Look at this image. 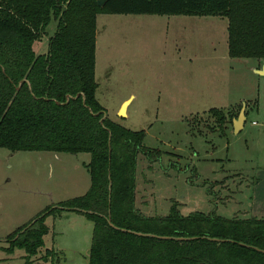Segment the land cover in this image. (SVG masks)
<instances>
[{"label": "rangeland", "instance_id": "374dc122", "mask_svg": "<svg viewBox=\"0 0 264 264\" xmlns=\"http://www.w3.org/2000/svg\"><path fill=\"white\" fill-rule=\"evenodd\" d=\"M56 30L53 20L36 49L46 52ZM263 66L264 59L229 55L225 17L98 15L97 98L107 116L144 129V145L163 152L155 163L139 157L137 206L144 214L167 215L174 201L184 215L215 211L228 218L263 207L264 75L256 71ZM212 109L226 122L220 125ZM90 160L86 152L0 148V264H88L94 223L78 212L47 218L45 245L29 262L25 250L3 247L46 207L85 194Z\"/></svg>", "mask_w": 264, "mask_h": 264}, {"label": "trees", "instance_id": "16d2710c", "mask_svg": "<svg viewBox=\"0 0 264 264\" xmlns=\"http://www.w3.org/2000/svg\"><path fill=\"white\" fill-rule=\"evenodd\" d=\"M98 1L0 0V148L91 154L88 191L43 209L3 249H23L29 262L45 245L47 218L73 211L94 223L88 264H264V217L184 215L175 201L167 215L138 208L139 157L155 163L163 152L144 145V129L107 116L96 79L101 13L225 17L229 55L261 61L264 0ZM53 20L49 48L39 51ZM211 111L226 122L221 110Z\"/></svg>", "mask_w": 264, "mask_h": 264}, {"label": "water", "instance_id": "95a60500", "mask_svg": "<svg viewBox=\"0 0 264 264\" xmlns=\"http://www.w3.org/2000/svg\"><path fill=\"white\" fill-rule=\"evenodd\" d=\"M105 2H106V0H99L98 1L100 6H103ZM256 71L259 74L264 75V66H263V68L257 69ZM126 103L124 104L123 108L121 109V115L122 116L126 115V113H124V110H125V107H126ZM245 121H246V112H245V105H244V107H243L238 119L234 120L235 131H237V132L240 131L244 127Z\"/></svg>", "mask_w": 264, "mask_h": 264}, {"label": "crops", "instance_id": "0c3cea01", "mask_svg": "<svg viewBox=\"0 0 264 264\" xmlns=\"http://www.w3.org/2000/svg\"><path fill=\"white\" fill-rule=\"evenodd\" d=\"M245 125V124H244ZM242 130V129H241ZM88 191V190H87ZM264 203V202H263ZM258 205V204H257ZM244 210V211H243ZM251 211L253 214L251 215V213H250V215L249 214H247L248 216H246V213H245V211ZM248 210H246V209H242V211L244 212V216H242V217H244V218H248V217H251V216H255V217H258V218H263L264 217V205H263V207H259V206H252L251 208H249ZM239 215H242V213H239Z\"/></svg>", "mask_w": 264, "mask_h": 264}, {"label": "bare ground", "instance_id": "6f19581e", "mask_svg": "<svg viewBox=\"0 0 264 264\" xmlns=\"http://www.w3.org/2000/svg\"><path fill=\"white\" fill-rule=\"evenodd\" d=\"M126 108V107H125ZM124 113H125V110H124Z\"/></svg>", "mask_w": 264, "mask_h": 264}]
</instances>
